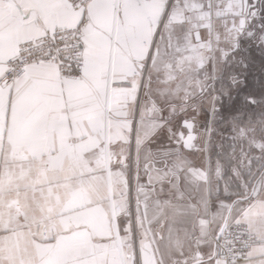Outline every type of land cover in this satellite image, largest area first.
Masks as SVG:
<instances>
[{"label":"snow or ice","instance_id":"6c2138e0","mask_svg":"<svg viewBox=\"0 0 264 264\" xmlns=\"http://www.w3.org/2000/svg\"><path fill=\"white\" fill-rule=\"evenodd\" d=\"M0 264H264V0H0Z\"/></svg>","mask_w":264,"mask_h":264}]
</instances>
